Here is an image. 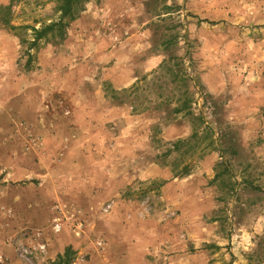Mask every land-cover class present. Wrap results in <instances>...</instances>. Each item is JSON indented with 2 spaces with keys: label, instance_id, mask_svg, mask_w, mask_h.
I'll use <instances>...</instances> for the list:
<instances>
[{
  "label": "rangeland",
  "instance_id": "374dc122",
  "mask_svg": "<svg viewBox=\"0 0 264 264\" xmlns=\"http://www.w3.org/2000/svg\"><path fill=\"white\" fill-rule=\"evenodd\" d=\"M10 5L0 264H28L18 244L35 231L49 243L38 264H58L70 245L73 264H264V0H91L64 40L34 49L30 27L59 17L56 0H0ZM151 163L174 179L129 182Z\"/></svg>",
  "mask_w": 264,
  "mask_h": 264
},
{
  "label": "trees",
  "instance_id": "16d2710c",
  "mask_svg": "<svg viewBox=\"0 0 264 264\" xmlns=\"http://www.w3.org/2000/svg\"><path fill=\"white\" fill-rule=\"evenodd\" d=\"M90 2L91 0H56L55 9L59 13V17L49 24L42 25L41 28L30 27L33 33V41L30 44L31 48H37L42 41L64 40L71 24L87 12V4ZM11 14L12 5L0 8L2 24L11 31H17L19 27L12 25ZM189 104L190 102L187 100L183 109H188ZM176 112L180 113L181 110L177 109ZM181 144H184V142H179L177 145ZM187 175L188 171L185 169L183 176ZM75 254L72 248H68L64 255L59 256L60 260L58 264H73Z\"/></svg>",
  "mask_w": 264,
  "mask_h": 264
},
{
  "label": "crops",
  "instance_id": "0c3cea01",
  "mask_svg": "<svg viewBox=\"0 0 264 264\" xmlns=\"http://www.w3.org/2000/svg\"><path fill=\"white\" fill-rule=\"evenodd\" d=\"M99 55L103 56L102 57L103 63H107L108 61H111L110 64L112 63L111 64L112 66H113V64H115L114 61H113L114 60V53L113 52H109L108 53V52L101 51V52H99ZM159 59L160 58H156V59H153V60H147V61L145 60L144 62H141L142 68L144 66L145 69H150L152 67L153 63L154 64L159 63V61H160ZM134 166H135V164H134ZM134 166H132V168ZM136 168H137V170H136ZM119 169H121V168L117 167V169L115 170V173L118 174V175H120V170ZM137 172H138V174H137ZM166 172L170 174V172L167 169H164V168L162 169V167L160 165H158L157 163H151V164H148L146 166L143 165L141 167L136 166L134 173L128 171L129 179H130L129 182L132 183L136 179H140L142 181H146V180H149V179H160V180L164 179L165 181H170V180H172V178L174 179L172 174H171L172 177H170ZM175 180L178 181L179 179H175ZM167 185H168V183H167ZM173 185H175V184H173ZM109 196L111 198H113L115 195L112 194V195H109ZM112 209H113V206H112ZM111 211H109L108 213L105 212V214H109ZM146 219H143V220H146ZM131 222L135 223V220L132 219V217H131ZM81 227H77V232H75L78 237L80 235L79 232H81L83 230ZM136 231L137 230L135 228V231L132 232L131 237H134V236L135 237H140L141 236L139 232H138L139 234L136 235ZM14 235H17V233H15ZM104 241H105V244H106L105 246H106V251H107V249L110 248V244L105 239H104ZM65 246H68V244L65 243ZM138 246L141 247L142 245H138ZM68 248H72V246L70 245L67 248H63V250H65V249L67 250ZM156 257L157 256L149 257L147 255H144L143 257L142 256L136 257V256L131 255L125 261L123 260L121 263L122 264H183V260H184V258L181 257V256L180 257H178V256H170V257L161 256L160 257V255H159L158 258H156ZM191 263H193L192 260H191ZM99 264H115V262H113L112 259L110 261L108 259V257H105V258L101 259V262Z\"/></svg>",
  "mask_w": 264,
  "mask_h": 264
},
{
  "label": "built area",
  "instance_id": "2783aa9c",
  "mask_svg": "<svg viewBox=\"0 0 264 264\" xmlns=\"http://www.w3.org/2000/svg\"><path fill=\"white\" fill-rule=\"evenodd\" d=\"M112 205H108L104 211L108 213L111 211ZM64 224L59 218L55 219L51 231L54 234H60L63 230ZM33 234H29L30 246H27L20 242L18 244V253L20 258L24 259L28 264H38L34 261L35 258H43L47 256L49 250V243L45 240V234L43 231H35ZM105 242L100 241L98 246L102 249L105 248Z\"/></svg>",
  "mask_w": 264,
  "mask_h": 264
}]
</instances>
